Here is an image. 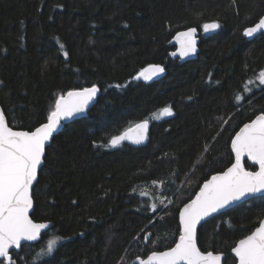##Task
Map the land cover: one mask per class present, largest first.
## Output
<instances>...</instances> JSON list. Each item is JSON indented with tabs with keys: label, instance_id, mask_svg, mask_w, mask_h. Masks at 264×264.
<instances>
[{
	"label": "trees",
	"instance_id": "trees-1",
	"mask_svg": "<svg viewBox=\"0 0 264 264\" xmlns=\"http://www.w3.org/2000/svg\"><path fill=\"white\" fill-rule=\"evenodd\" d=\"M262 16L264 0H0V103L11 126L34 130L70 90L102 91L48 146L32 217L53 225L13 251V264H135L172 247L179 209L232 164L233 136L264 110V86L248 85L264 70V33L243 35ZM213 21L221 27L205 33ZM190 27L198 56L182 61L173 38ZM151 64L164 67L160 78L135 79ZM145 119L146 145L105 146ZM154 181L172 202L143 190ZM263 218L264 195L253 197L204 222L198 244L237 264L231 247Z\"/></svg>",
	"mask_w": 264,
	"mask_h": 264
},
{
	"label": "snow or ice",
	"instance_id": "snow-or-ice-1",
	"mask_svg": "<svg viewBox=\"0 0 264 264\" xmlns=\"http://www.w3.org/2000/svg\"><path fill=\"white\" fill-rule=\"evenodd\" d=\"M202 27L205 32H209L219 29L221 24L213 21ZM196 33L197 29L190 27L174 37L180 44L181 56L196 52ZM257 33H264V16L254 26L246 27L243 31L245 37H254ZM60 47L63 49V45ZM67 55L64 52V56ZM164 71L163 66L151 64L143 68L135 79L149 81ZM257 79L264 85V71L259 73ZM98 92L99 88L93 84L60 95L54 109L47 115V122L30 131L14 130L0 109V264L2 261L13 264L10 249L20 248L22 241H36L42 230L49 227L48 223L35 222L29 215L33 207L32 189L37 181L46 144L57 132L62 120L85 111ZM242 99L239 94L235 96L237 102ZM172 114L171 107H164L160 109L159 116ZM159 116L154 114L153 118L158 119ZM148 126L149 120L145 119L136 124L134 129L112 136L105 146L116 147L126 140L142 143L147 139ZM231 148L235 153V162L231 167L205 180L195 197L179 209V237L174 246L164 251L153 250L146 258L136 257L139 264H222V261L226 264L224 252L202 251L198 247L197 226L206 217L246 196L264 193V110L240 128L231 140ZM245 156L258 165V171H249L244 167L242 160ZM140 194L147 195L146 192ZM160 203L163 204V200ZM157 207L156 203L151 204L153 212ZM57 239L49 240L43 251L50 254ZM144 239H148V236ZM230 252L238 264H264V219L259 220L258 227L249 235L238 240Z\"/></svg>",
	"mask_w": 264,
	"mask_h": 264
},
{
	"label": "water",
	"instance_id": "water-1",
	"mask_svg": "<svg viewBox=\"0 0 264 264\" xmlns=\"http://www.w3.org/2000/svg\"><path fill=\"white\" fill-rule=\"evenodd\" d=\"M257 22H258V21H257ZM257 22H256V23H257ZM209 23H211V22H209ZM254 25H255V24H253L252 26H254ZM250 27H251V26H250ZM194 28H195V27H194ZM196 29H197V28H196ZM217 30H218V29L213 30V31H209V32H205L204 30H203V31H204L205 33L209 34V33L215 32V31H217ZM183 31H186V30H183ZM180 32H182V31H180ZM260 34H261V33H257V34L254 35V37H246V38H248V39L251 40V39H254L255 37H257V36L260 35ZM175 36H176V35H175ZM175 36H174V37H175ZM200 41H201V38H200V36H199V31H198V29H197V33H196V52H195V53H191V54H189V55H187V56H181V55L179 54L180 44L178 43V41H177L176 39L173 38V43L176 45V48H177L176 51H175V56H176L177 58H179L180 60H182V61H188V60H191V59H195V58H197ZM163 73H164V72L158 74L157 76H154L152 79L160 78V77L163 75ZM140 79H142V78H140ZM97 87H98V86H97ZM98 88H99V87H98ZM103 92H104V91H103ZM101 93H102V91H101V89L99 88V92L97 93V96L93 99V101H91V102L89 103V105H88V107L85 109V111H83V112H81V113H78V114H75L73 117H70V118H67V119H65V120H62L61 125L59 126L57 132H55V133L53 134V137H54L55 134L59 133V132L64 128L65 124H67V123H69V122H72V121H74V120H76V119H79V118H82V117L87 116L88 113H89V111L91 110V108L97 103L98 98H99V96H100ZM65 95H66V94H65ZM0 109H2V110L4 111V108H3V106L1 105V103H0ZM4 113H5V111H4ZM172 113H173V111H172ZM259 114H260V113H259ZM259 114H258V115H259ZM5 116H6V113H5ZM170 116H171V115H166V116H162V117H163V118H168V117H170ZM255 117H256V116H255ZM255 117H254L253 119H255ZM6 119H7V122L9 123L7 116H6ZM253 119H252V120H253ZM140 122H141V121H140ZM140 122H138V123H140ZM250 122H251V120L248 121V122H246V123H250ZM45 123H46V122H45ZM138 123H136V124H138ZM136 124H135V125H136ZM135 125L129 127L128 129H126V130L123 131L122 133H125V132H127L128 130H130V129H134V128H135ZM243 125H244V124H243ZM243 125H242L240 128H242ZM9 126H10V127H13V126L10 125V123H9ZM38 127H39V126H38ZM150 128H151V121H149V126H148V131H147V139L144 140L142 143L136 144V143H133L131 140H126V141H124V142H122V143H129V144L134 145V146H144V145H146V144L148 143V137H149V131H150ZM240 128L238 129L237 132H239ZM13 129H14V130L30 131V130H25V129H21V128H15V127H13ZM237 132H236V133H237ZM122 133H120V134H122ZM236 133H235V134H236ZM120 134H118V135H120ZM53 137H52V138L50 139V141L47 142V144H46V147H45V155H44V157H43L42 164H41V166H40L39 169H38V177H39L40 170H41L42 166H43L44 163H45V156H46L47 148H48V146L51 144V142H52V140H53ZM234 137H235V135L233 136V138H234ZM231 150H232V148H231ZM232 153H233V156H234V160H233L232 163H234V162H235V153L233 152V150H232ZM246 161H249L252 165H254V162L250 161V160L247 158V156H245V157L243 158V160H242V163L244 164V167H245V168H246V165H245ZM254 166L256 167V169H254V170H251V169H248V168H246V169H248L249 171H258V165H254ZM229 167H231V165H230ZM229 167H227V168H229ZM227 168H226L224 171H226ZM220 172H223V171H220ZM220 172H216V173L212 174L208 179H210L213 175H216V174H218V173H220ZM38 177H37V181H38ZM208 179H207V180H208ZM37 181L34 182V186H35V184H36ZM204 182H205V181H204ZM204 182H203V183H204ZM203 183L201 184V186L203 185ZM34 186H33V188H34ZM201 186H200V187H201ZM199 190H200V188H199ZM199 190H198V191H199ZM263 195H264V193H255V194H253V195H251V196H246V197L242 198L241 200L236 201V202H234L233 204L229 205L228 207H226V208L220 210L219 212H217V213H213L211 216L206 217L205 220L202 221V222L197 226V232L199 231L200 226H201L204 222H206L207 220H209L210 218H212V217H214V216H217V215L221 214L222 212H225V211H227V210H229V209H231V208H233V207H235V206H237V205H239V204H241V203H244V202H246L247 200H249V199H251V198H253V197H258V196H263ZM194 197H195V196H194ZM194 197H193V198H194ZM32 199H33V189H32ZM189 201H190V200H189ZM189 201H188V202H189ZM188 202H187V203H188ZM182 207H183V206H182ZM182 207H181V208H182ZM33 210H34V199H33V207L29 210V215H30V217H31L32 219H33V217H32ZM263 219H264V218H263ZM33 220H34V219H33ZM34 221H35V222H45V223H48V224H49V227H48L47 229H45V230H42L41 235L38 237V239H37L36 241H22V242H21V247H22V245L25 244V243H35V242L39 241V240L41 239V237H42V234H43L44 232L48 231V230L52 227V225H53V223L50 222V221H36V220H34ZM257 227H258V226H257ZM249 234H250V233H249ZM249 234H248V235H249ZM241 239H242V238H241ZM173 246H174V245H173ZM21 247H20V248H15V247L11 248L10 251H9L10 256L13 257L12 252H13V251H19V250L21 249ZM198 247H200L199 244H198ZM165 250H166V249H165ZM201 250H202V249H201ZM161 251H164V250H161ZM202 251H203V250H202ZM211 251H213V250H211ZM214 252H215V251H214ZM233 255H234V254H233ZM141 258H146V257H141ZM6 262H7V261H6ZM7 263H8V262H7ZM134 263H135V264H139V262L137 261L136 258L134 259ZM222 264H223V261H222ZM237 264H238V262H237Z\"/></svg>",
	"mask_w": 264,
	"mask_h": 264
},
{
	"label": "rangeland",
	"instance_id": "rangeland-1",
	"mask_svg": "<svg viewBox=\"0 0 264 264\" xmlns=\"http://www.w3.org/2000/svg\"><path fill=\"white\" fill-rule=\"evenodd\" d=\"M258 75L255 78H253L252 80H249L248 81V85L255 84L257 87L264 86V85L260 84L259 80L257 79ZM143 190L146 191V192H152V193H154L155 197L159 201L163 200L164 202H166V204H169L170 202H172V197L167 198V197H164V195H161V192L164 193L165 191L162 189L161 184L158 183V182L151 183V184H149L147 186H144V189Z\"/></svg>",
	"mask_w": 264,
	"mask_h": 264
},
{
	"label": "bare ground",
	"instance_id": "bare-ground-1",
	"mask_svg": "<svg viewBox=\"0 0 264 264\" xmlns=\"http://www.w3.org/2000/svg\"><path fill=\"white\" fill-rule=\"evenodd\" d=\"M104 93V92H103Z\"/></svg>",
	"mask_w": 264,
	"mask_h": 264
}]
</instances>
